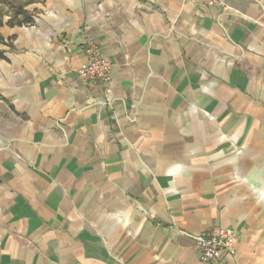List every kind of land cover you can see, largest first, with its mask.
<instances>
[{
  "label": "crops",
  "instance_id": "crops-1",
  "mask_svg": "<svg viewBox=\"0 0 264 264\" xmlns=\"http://www.w3.org/2000/svg\"><path fill=\"white\" fill-rule=\"evenodd\" d=\"M228 3L38 0L0 28V264H204L214 227L215 264H264V0Z\"/></svg>",
  "mask_w": 264,
  "mask_h": 264
},
{
  "label": "built area",
  "instance_id": "built-area-1",
  "mask_svg": "<svg viewBox=\"0 0 264 264\" xmlns=\"http://www.w3.org/2000/svg\"><path fill=\"white\" fill-rule=\"evenodd\" d=\"M204 3L229 9V0H201ZM86 60L82 63L80 77L90 86L99 87L107 105H112L110 97L111 64L106 59L103 51L88 43ZM199 260L204 264H215L223 253L235 255V237L233 233L222 227H214L207 235L192 237Z\"/></svg>",
  "mask_w": 264,
  "mask_h": 264
},
{
  "label": "trees",
  "instance_id": "trees-1",
  "mask_svg": "<svg viewBox=\"0 0 264 264\" xmlns=\"http://www.w3.org/2000/svg\"><path fill=\"white\" fill-rule=\"evenodd\" d=\"M8 3L11 8L12 16L6 22H4V15L0 14V28L7 25L10 27L15 26H31L34 24L33 13H30L26 10V6L30 4V1L25 2H17L16 0H0ZM5 40L3 36L0 34V43H4ZM2 58V55L0 54Z\"/></svg>",
  "mask_w": 264,
  "mask_h": 264
},
{
  "label": "rangeland",
  "instance_id": "rangeland-1",
  "mask_svg": "<svg viewBox=\"0 0 264 264\" xmlns=\"http://www.w3.org/2000/svg\"><path fill=\"white\" fill-rule=\"evenodd\" d=\"M17 2H25V1H30V4L26 6V10L32 13V10H28V8L36 3L38 0H16ZM31 9V8H29ZM0 14L4 15L3 19L4 22L8 21L10 19V16H12L11 8L9 7L8 3L0 1ZM112 105H113V100H112ZM112 105H109V107H112ZM0 113L3 114V104L0 103ZM131 122H134V118L128 117Z\"/></svg>",
  "mask_w": 264,
  "mask_h": 264
}]
</instances>
